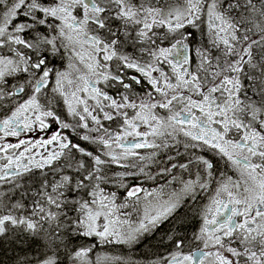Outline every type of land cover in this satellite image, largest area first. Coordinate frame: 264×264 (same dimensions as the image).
Instances as JSON below:
<instances>
[{
  "label": "snow or ice",
  "instance_id": "6c2138e0",
  "mask_svg": "<svg viewBox=\"0 0 264 264\" xmlns=\"http://www.w3.org/2000/svg\"><path fill=\"white\" fill-rule=\"evenodd\" d=\"M0 264H264V0H0Z\"/></svg>",
  "mask_w": 264,
  "mask_h": 264
}]
</instances>
